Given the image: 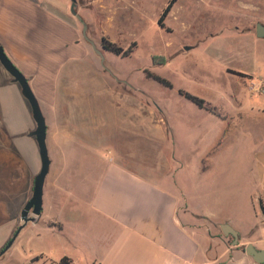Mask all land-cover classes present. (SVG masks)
<instances>
[{"label":"crops","instance_id":"crops-1","mask_svg":"<svg viewBox=\"0 0 264 264\" xmlns=\"http://www.w3.org/2000/svg\"><path fill=\"white\" fill-rule=\"evenodd\" d=\"M243 1L244 6L238 7L248 19L244 21V33L257 36V23L264 24V0ZM70 4L71 0H0V43L29 78L40 102L52 160L44 186L43 211L20 233L31 225L37 228H31L34 236H59L71 247L70 253L40 252L34 264L42 256H48L53 264L63 256L71 258L72 264H259L246 252V247L253 244L264 249V93H253L248 83L251 78L264 82V62L261 73L235 64H229V68L247 76L227 73L231 83L228 94L234 108L242 114L225 120L227 140L234 142L235 135L243 132L245 137L249 134L252 143L244 182L246 216L220 220L238 231L239 241L234 243L233 235L226 234L223 228L202 231L201 190L193 194L197 208H190L192 196L188 197L187 189L175 184L174 176L163 180L148 170L146 157L134 149L136 142H132L138 132L137 120L130 119V126L124 130L120 126H116L117 132L114 130L132 142L130 152H122L123 146L119 144L104 142L113 131L105 129L106 121L88 118L91 104L86 97L90 87L87 78L90 80L94 71V84L99 82L100 59L93 54L89 41H84L83 26L71 12ZM35 127L30 104L19 83L12 81L0 62V166L4 158L9 160L8 167L20 166L15 175L5 169L7 191L19 190L20 182L24 191L25 173L36 175L40 171L38 144L29 135ZM64 142L86 146L85 156L91 158L87 169L90 175L83 185L65 186L60 198L58 183L64 167L59 166V161L71 155L62 149ZM78 155V149L72 151V157ZM10 205L17 207L19 202L5 201L0 249L20 225ZM27 230L24 235L28 239ZM33 258L19 264H28ZM0 264H5V260Z\"/></svg>","mask_w":264,"mask_h":264},{"label":"rangeland","instance_id":"rangeland-1","mask_svg":"<svg viewBox=\"0 0 264 264\" xmlns=\"http://www.w3.org/2000/svg\"><path fill=\"white\" fill-rule=\"evenodd\" d=\"M169 1L80 0L79 13L87 22L89 37L98 49H103V37L125 48L136 41L135 50L129 56L103 49L104 61L89 42L93 54L100 59V66L98 83L93 81L95 71L90 80L87 78L90 87L86 97L91 104L88 118L106 121L105 129L113 131L104 141L107 145L119 144L126 153L130 152L131 143L136 142L134 149L146 157V166L153 175L174 176L175 184L187 189L188 197L192 196L190 208H197L193 194L201 190L199 206L204 214L199 220L201 229L204 233L219 231L223 226L220 220L245 217L248 211L244 182L252 145L249 134L247 139L243 132L235 135L234 142L226 137L225 120L242 117L228 94L229 64L253 73L263 72L264 38L244 33L247 31L244 21L248 19L238 7L244 6L243 0H176L161 24L160 16ZM83 39L88 41L84 35ZM154 56H163L165 60L154 62ZM149 73L167 78L171 86L160 83ZM254 83L264 82L250 79L248 88L257 93L252 87ZM180 89L204 98L206 103L217 107L219 114L198 106L181 94ZM130 119L139 124L131 143L115 133L118 126L122 130L130 126ZM62 146L71 155L59 158V166L64 167L58 183L60 198L65 186L70 184L75 188L88 179L91 159L85 156L86 146H72L68 142ZM77 149L79 155L72 157V151ZM1 161L0 220L5 218V201L16 200L19 205L12 207L11 204V213L21 223V209L32 196L35 174L25 173L24 191L21 182L19 190L7 191L5 169L15 175L20 166L8 167L9 160ZM31 228L35 227L30 225L19 233L0 262L19 264L30 261L40 252L70 253L71 247L61 237L41 239L34 236ZM26 229L30 233L28 239L24 235ZM41 263L53 264L48 256H42L38 264Z\"/></svg>","mask_w":264,"mask_h":264},{"label":"water","instance_id":"water-1","mask_svg":"<svg viewBox=\"0 0 264 264\" xmlns=\"http://www.w3.org/2000/svg\"><path fill=\"white\" fill-rule=\"evenodd\" d=\"M77 0H71V11L72 13L82 22L83 29L82 33L84 37L93 45L97 53L101 56L104 61L103 49H98L96 42L89 37L88 34V24L83 19L82 15L77 11ZM256 35L258 37L264 38V24L257 23L256 25ZM106 50V49H105ZM0 62L3 67L12 76V81L19 83L21 87V92L23 96L28 100L32 116L36 122V127L29 132V135L36 138L39 154L41 158V168L40 171L34 177V184L32 190V196L25 203L21 211L22 222L17 227L12 237L7 241V243L0 249V257L5 254V252L11 248L15 240L17 239L20 231L30 222L35 221L37 216H40L43 211L44 202V186L47 175L50 171L51 158L49 155L48 144H47V122L46 117L41 109L40 102L34 93L29 78L16 66L12 59L6 53L4 46L0 43ZM261 209L263 210L261 201ZM229 227V230L226 228ZM223 231L226 234H231L234 237V243L239 241L238 231L234 228L227 226V224L222 226ZM246 252L251 255L259 264H264V249H257L253 244H249L246 247Z\"/></svg>","mask_w":264,"mask_h":264},{"label":"trees","instance_id":"trees-1","mask_svg":"<svg viewBox=\"0 0 264 264\" xmlns=\"http://www.w3.org/2000/svg\"><path fill=\"white\" fill-rule=\"evenodd\" d=\"M175 1L176 0H170L168 5L164 8V10L160 16V19H159V22L161 24H163V20L166 18V16L171 11V8H172ZM102 46L104 49L112 51L115 54H118L121 56H129L135 50L136 41H134L131 45H129L128 47L125 48V47L120 46V45L116 44L115 42H112L109 39L103 37L102 38ZM153 60H154V62H157L158 60H159V62H161V61H164L165 58L163 56H154ZM230 72L235 73V74L240 75V76H243V77L247 76L245 73H242V72L236 71V70H232V69H230ZM149 74L151 77H153L154 79H156L160 83H162L166 86H171V82L167 78L162 77L156 73H149ZM179 92L181 94H183L185 97H187L188 99H190L191 101H193L194 103H196L198 106L204 107L213 113L219 114L217 107L211 105L210 103H206L204 98H202L198 95H195L189 91H185L184 89H180ZM38 259H39V256H36L28 264H34V262L37 261ZM57 264H72V260L68 256H63L58 261Z\"/></svg>","mask_w":264,"mask_h":264},{"label":"built area","instance_id":"built-area-1","mask_svg":"<svg viewBox=\"0 0 264 264\" xmlns=\"http://www.w3.org/2000/svg\"><path fill=\"white\" fill-rule=\"evenodd\" d=\"M252 87H253V89H254L255 91H257V93H264V83H261V84H259V85H257L256 83H254V84L252 85Z\"/></svg>","mask_w":264,"mask_h":264},{"label":"flooded vegetation","instance_id":"flooded-vegetation-1","mask_svg":"<svg viewBox=\"0 0 264 264\" xmlns=\"http://www.w3.org/2000/svg\"><path fill=\"white\" fill-rule=\"evenodd\" d=\"M79 8H80V0H77V7H76V9H77V11L79 12ZM70 10H71V4H70ZM72 12V11H71ZM78 19V18H77ZM80 21V20H79ZM80 23L82 24V22L80 21ZM82 26H83V24H82Z\"/></svg>","mask_w":264,"mask_h":264}]
</instances>
